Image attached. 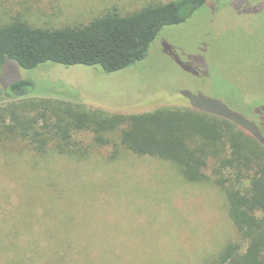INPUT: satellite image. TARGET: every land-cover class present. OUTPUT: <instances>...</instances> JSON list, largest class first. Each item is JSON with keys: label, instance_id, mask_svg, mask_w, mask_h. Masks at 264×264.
I'll use <instances>...</instances> for the list:
<instances>
[{"label": "rangeland", "instance_id": "1", "mask_svg": "<svg viewBox=\"0 0 264 264\" xmlns=\"http://www.w3.org/2000/svg\"><path fill=\"white\" fill-rule=\"evenodd\" d=\"M171 1L0 0V24L25 14L32 25L60 29L114 9L127 15ZM218 5L165 28L147 59L129 70L105 75L47 64L27 71L9 62L0 66L1 88L34 80L40 91L28 101L73 103L112 116L184 109L229 118L225 110L233 105L242 117V67L262 75L264 0ZM251 112L264 130V104ZM109 151L76 164L54 153L40 158L21 144L0 148V264H53L54 248L65 240L75 247L56 264H208L238 240L224 188L213 181L215 161L207 182L190 185L170 162L125 151L108 164Z\"/></svg>", "mask_w": 264, "mask_h": 264}, {"label": "trees", "instance_id": "2", "mask_svg": "<svg viewBox=\"0 0 264 264\" xmlns=\"http://www.w3.org/2000/svg\"><path fill=\"white\" fill-rule=\"evenodd\" d=\"M234 1L173 0L127 15L114 9L60 29L32 25L25 14H18L0 24V66L12 62L32 71L51 64L119 73L146 60L165 28L185 24L212 5ZM260 72L254 76L242 67V92L237 96L245 108L241 117L234 112L239 108L228 105L234 109L225 110L229 118L184 109L112 116L73 103L28 101L40 91L34 80L13 82L6 91L0 85V103L9 101L0 107V148L21 144L40 158L54 153L76 164L98 149H110L108 164L127 151L176 165L190 185L207 182L209 161H215L213 181L224 188L238 240L208 264H264V130L255 125L251 112L264 104V61ZM235 119L246 123L248 131L239 129ZM74 247V241H63L54 248L52 263L62 262Z\"/></svg>", "mask_w": 264, "mask_h": 264}]
</instances>
